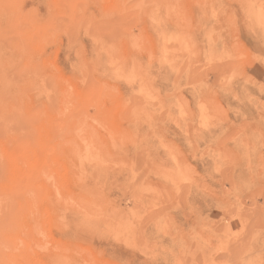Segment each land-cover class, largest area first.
<instances>
[{"label": "rangeland", "instance_id": "obj_1", "mask_svg": "<svg viewBox=\"0 0 264 264\" xmlns=\"http://www.w3.org/2000/svg\"><path fill=\"white\" fill-rule=\"evenodd\" d=\"M263 85L264 0H0V264H264Z\"/></svg>", "mask_w": 264, "mask_h": 264}, {"label": "crops", "instance_id": "obj_2", "mask_svg": "<svg viewBox=\"0 0 264 264\" xmlns=\"http://www.w3.org/2000/svg\"><path fill=\"white\" fill-rule=\"evenodd\" d=\"M260 90L262 91L260 94H258L257 96L258 97H255V100H256V104H262L263 102H261L260 100H262L261 98L264 97V85L260 87ZM218 91H215L214 94L216 93V97L215 98H218L219 96H223V99L226 98L225 95H223L222 93H218ZM249 108H240V110H248ZM246 115V114H245ZM245 117H248V116H245Z\"/></svg>", "mask_w": 264, "mask_h": 264}]
</instances>
